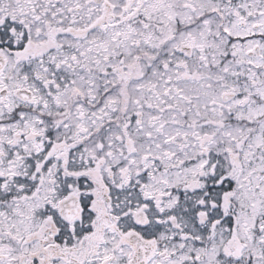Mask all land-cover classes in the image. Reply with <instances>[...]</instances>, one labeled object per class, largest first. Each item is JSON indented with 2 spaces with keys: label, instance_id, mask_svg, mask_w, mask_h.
Instances as JSON below:
<instances>
[{
  "label": "snow or ice",
  "instance_id": "6c2138e0",
  "mask_svg": "<svg viewBox=\"0 0 264 264\" xmlns=\"http://www.w3.org/2000/svg\"><path fill=\"white\" fill-rule=\"evenodd\" d=\"M0 264H264V0H0Z\"/></svg>",
  "mask_w": 264,
  "mask_h": 264
}]
</instances>
